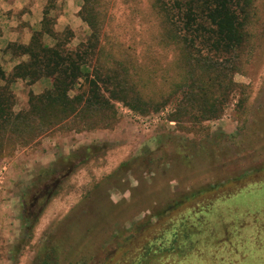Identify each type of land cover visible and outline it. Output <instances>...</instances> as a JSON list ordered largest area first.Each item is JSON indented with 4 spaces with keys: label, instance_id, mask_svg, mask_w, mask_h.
<instances>
[{
    "label": "rangeland",
    "instance_id": "1",
    "mask_svg": "<svg viewBox=\"0 0 264 264\" xmlns=\"http://www.w3.org/2000/svg\"><path fill=\"white\" fill-rule=\"evenodd\" d=\"M154 4L80 0L75 20L61 30L55 15L62 8L48 12L58 35L43 34L45 44L86 50L90 75L128 74L158 106L141 114L113 100L106 116L79 112L28 144L6 146L0 264H136L144 244L159 237H175L180 252L154 264H264V0H255L222 111L199 123L173 120L182 96L180 52L162 38ZM82 81L69 95L83 92ZM47 86L48 78L31 85L17 79L13 110L28 109V92Z\"/></svg>",
    "mask_w": 264,
    "mask_h": 264
},
{
    "label": "trees",
    "instance_id": "2",
    "mask_svg": "<svg viewBox=\"0 0 264 264\" xmlns=\"http://www.w3.org/2000/svg\"><path fill=\"white\" fill-rule=\"evenodd\" d=\"M154 5L163 15L162 38L174 43L180 52L178 87L182 96L173 120L187 117L199 123L217 118L223 109L226 90L233 86L230 73L237 70L241 60L248 27L255 14V0H155ZM53 24L45 8L29 43L10 42L4 48L13 57L26 56V59L17 62L9 73L0 65V157L6 146L28 144L79 112L106 116L113 111V100L123 101L141 114L157 109L152 99L130 83L127 73L126 76L118 71L102 75L99 71L90 75L86 50H64L58 41L53 46L45 44L43 34L57 38ZM90 25L89 43L93 51L98 41L94 15ZM41 78H48L49 86L38 94L30 90L28 109L15 112L12 84L22 79L31 85ZM80 79L83 92L69 95ZM126 164L117 170L120 172ZM159 238V243L156 239L144 244L136 264H154L161 257L180 252L174 248L175 237L171 242Z\"/></svg>",
    "mask_w": 264,
    "mask_h": 264
},
{
    "label": "crops",
    "instance_id": "3",
    "mask_svg": "<svg viewBox=\"0 0 264 264\" xmlns=\"http://www.w3.org/2000/svg\"><path fill=\"white\" fill-rule=\"evenodd\" d=\"M79 1L53 0V5L49 6V0H0V65L6 73L20 61L19 58H14L4 51L8 43L15 41L28 43L33 30L40 25L45 8L50 12L57 5L62 9L55 15V28L61 30L75 20Z\"/></svg>",
    "mask_w": 264,
    "mask_h": 264
}]
</instances>
